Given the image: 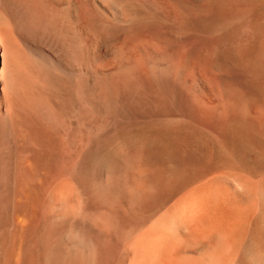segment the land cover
I'll use <instances>...</instances> for the list:
<instances>
[{"label": "bare ground", "instance_id": "bare-ground-1", "mask_svg": "<svg viewBox=\"0 0 264 264\" xmlns=\"http://www.w3.org/2000/svg\"><path fill=\"white\" fill-rule=\"evenodd\" d=\"M262 1L0 0V264H264Z\"/></svg>", "mask_w": 264, "mask_h": 264}, {"label": "rangeland", "instance_id": "rangeland-1", "mask_svg": "<svg viewBox=\"0 0 264 264\" xmlns=\"http://www.w3.org/2000/svg\"><path fill=\"white\" fill-rule=\"evenodd\" d=\"M263 5H264V0L262 1L261 5H260L261 7H259L258 10H257V14H258L257 17H258V16L260 17V15L262 14V12L264 11V6H263ZM262 6H263V7H262ZM261 8H263V11H262ZM260 9H261V10H260ZM260 11H262V12H260ZM259 12H260L261 14H259ZM262 15H264V12H263ZM253 17H256V13L253 14ZM257 40H258V39H257Z\"/></svg>", "mask_w": 264, "mask_h": 264}]
</instances>
